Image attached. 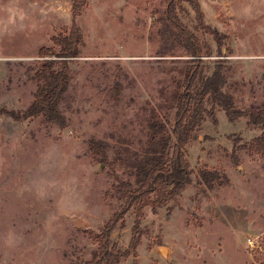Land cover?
<instances>
[{
  "label": "rangeland",
  "instance_id": "obj_1",
  "mask_svg": "<svg viewBox=\"0 0 264 264\" xmlns=\"http://www.w3.org/2000/svg\"><path fill=\"white\" fill-rule=\"evenodd\" d=\"M196 1L204 24L225 36L218 50L191 6L178 5L183 24L210 48L200 76L220 66L236 108L264 109V0ZM72 4L0 0V264L91 258L103 226L124 206L120 183L135 185L116 158L140 153L152 122L171 131L192 64L164 0H86L75 21L82 43L59 103L64 124L22 118L35 97L38 51L59 49L52 37L71 27ZM214 117L184 147L190 183L155 211L142 209L139 242L120 264H264V151L253 143L262 130L246 117L229 121L217 107ZM90 139L108 145L106 161ZM203 171L219 177L206 184ZM136 215L127 211L112 232L117 249L129 248Z\"/></svg>",
  "mask_w": 264,
  "mask_h": 264
},
{
  "label": "trees",
  "instance_id": "obj_2",
  "mask_svg": "<svg viewBox=\"0 0 264 264\" xmlns=\"http://www.w3.org/2000/svg\"><path fill=\"white\" fill-rule=\"evenodd\" d=\"M85 2L86 0H73L71 27L66 34L52 37L53 44L59 49L57 51L52 47L39 49V59L34 68V77L37 81L35 97L19 112L22 118L45 116L60 125L64 124L59 103L69 79L68 63L78 56L79 46L82 43L81 32L75 21ZM164 2L166 19L189 53L192 64L186 71L183 90L177 96L171 131L167 132L161 124L152 122L150 140L141 148V152H132L125 157L116 158L117 162L120 161L130 167L134 174L135 185L130 182L120 183L124 192V206L111 215L105 223L100 236L97 237L96 251L83 264H120L121 259L129 256L130 251L136 248L140 239L138 225L142 209L150 205L155 211L190 183L191 173L184 147L206 116L215 119V107L224 111L229 121L246 117L250 124L258 126L262 131L253 139V143L264 151V109L236 108L231 95L223 91L225 77L220 66H215L209 76H200L199 64L203 56L210 55V48L204 50L196 35L183 24L178 15V5L187 3L191 6L198 25L205 33L212 36L218 50L222 47L224 34L204 24L203 14L196 0H164ZM206 102L212 104L210 109L206 108ZM88 146L92 152L100 155L101 161L108 159V145L104 141L90 139ZM201 177L206 184H211L218 179L219 174L203 171ZM132 208L137 210V215L134 219L129 248L120 250L111 241V234L117 225L123 226L124 215Z\"/></svg>",
  "mask_w": 264,
  "mask_h": 264
},
{
  "label": "bare ground",
  "instance_id": "obj_3",
  "mask_svg": "<svg viewBox=\"0 0 264 264\" xmlns=\"http://www.w3.org/2000/svg\"><path fill=\"white\" fill-rule=\"evenodd\" d=\"M163 250V249H162ZM164 251V250H163Z\"/></svg>",
  "mask_w": 264,
  "mask_h": 264
}]
</instances>
